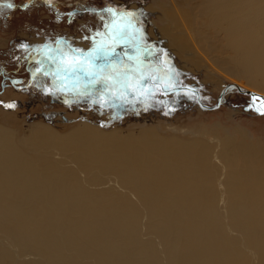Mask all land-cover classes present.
<instances>
[{
	"label": "bare ground",
	"instance_id": "obj_1",
	"mask_svg": "<svg viewBox=\"0 0 264 264\" xmlns=\"http://www.w3.org/2000/svg\"><path fill=\"white\" fill-rule=\"evenodd\" d=\"M183 1L188 12L157 10L169 25L150 35L192 44L215 68L264 90V25L250 17L246 32L236 11L250 0ZM46 132L17 142L0 124V264H247L228 237L235 226L254 264H264L258 145L87 124L67 135ZM45 147L52 154L43 159ZM103 174L113 184L91 189L106 183Z\"/></svg>",
	"mask_w": 264,
	"mask_h": 264
},
{
	"label": "rangeland",
	"instance_id": "obj_2",
	"mask_svg": "<svg viewBox=\"0 0 264 264\" xmlns=\"http://www.w3.org/2000/svg\"><path fill=\"white\" fill-rule=\"evenodd\" d=\"M9 3L14 7L8 8ZM172 5L188 12L183 0H0V124L14 131L17 142L36 132L46 137L47 129L67 135L87 124L124 134L154 130L162 137L210 144L230 139L264 151V100L257 97V111L249 94L264 95V90L215 68L192 44L170 46L150 35L151 28L169 25L157 10ZM236 11L248 21L246 32L250 17L264 25V0H250L249 8ZM175 29L169 26L170 32ZM125 43L138 52L116 49L119 58L96 69L107 86L63 72L102 45ZM51 154L45 147L43 159ZM103 179L106 183L89 187L113 184L104 174ZM187 214L195 215L191 208ZM241 231L232 227L228 237L246 263L254 264Z\"/></svg>",
	"mask_w": 264,
	"mask_h": 264
},
{
	"label": "snow or ice",
	"instance_id": "obj_3",
	"mask_svg": "<svg viewBox=\"0 0 264 264\" xmlns=\"http://www.w3.org/2000/svg\"><path fill=\"white\" fill-rule=\"evenodd\" d=\"M8 8H13V4H8ZM24 7H27V5H24ZM128 15H133L129 13ZM120 40H117L115 43H120ZM79 51V50H77ZM144 51L146 52L147 49L145 48ZM119 53L116 52L115 44L111 48H107L105 46H101L94 50V52H90L88 56L85 58V61L83 63H71L68 67L63 69V72L65 75H80L82 78H84L89 84L95 86V85H103L104 80L101 79L98 75L97 68L102 63L103 65H109L112 60L118 59ZM89 67H85L86 64H89ZM139 63V60H138ZM178 75V74H177ZM87 90V88H86ZM253 99H257L256 97H253ZM2 103V102H0ZM5 107L13 108L15 107V104H7Z\"/></svg>",
	"mask_w": 264,
	"mask_h": 264
},
{
	"label": "flooded vegetation",
	"instance_id": "obj_4",
	"mask_svg": "<svg viewBox=\"0 0 264 264\" xmlns=\"http://www.w3.org/2000/svg\"><path fill=\"white\" fill-rule=\"evenodd\" d=\"M116 49L118 51H121V53L123 52V53H126L128 55L135 54V53L138 52V48L135 45L133 46L132 44H127V43L118 45L116 47ZM252 105L253 106H256L257 105L256 100L252 101ZM261 105L264 106V104H261ZM256 108L258 109L257 106H256Z\"/></svg>",
	"mask_w": 264,
	"mask_h": 264
},
{
	"label": "water",
	"instance_id": "obj_5",
	"mask_svg": "<svg viewBox=\"0 0 264 264\" xmlns=\"http://www.w3.org/2000/svg\"><path fill=\"white\" fill-rule=\"evenodd\" d=\"M249 94L251 95V98L253 99V97H258V98H261V99H263L264 100V97L263 96H261V95H259V94H256V93H254V92H251V91H249ZM253 100H255V99H253ZM255 108H256V106H254Z\"/></svg>",
	"mask_w": 264,
	"mask_h": 264
}]
</instances>
